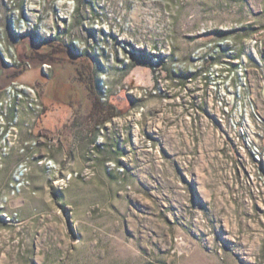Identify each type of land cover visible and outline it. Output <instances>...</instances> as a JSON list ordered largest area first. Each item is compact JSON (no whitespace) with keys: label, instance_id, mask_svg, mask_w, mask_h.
Segmentation results:
<instances>
[{"label":"rangeland","instance_id":"obj_1","mask_svg":"<svg viewBox=\"0 0 264 264\" xmlns=\"http://www.w3.org/2000/svg\"><path fill=\"white\" fill-rule=\"evenodd\" d=\"M34 1L20 17L51 34L16 44L19 69L0 63V91L16 80L41 103L20 107L0 167V264H264V0ZM10 9L0 0L2 25ZM47 43L66 52L40 59ZM83 49L117 113L95 134L79 126Z\"/></svg>","mask_w":264,"mask_h":264},{"label":"built area","instance_id":"obj_2","mask_svg":"<svg viewBox=\"0 0 264 264\" xmlns=\"http://www.w3.org/2000/svg\"><path fill=\"white\" fill-rule=\"evenodd\" d=\"M4 2H7L9 7H12L10 9V12L12 11L11 15H7L8 19H11L10 22H7L6 24L2 25V14L0 12V63L6 68V69H19L21 66H24L25 63L20 58L18 59L16 50H14L17 43H20L22 40H25L27 38H36L34 40L41 41L44 39V36H49L50 33V27L48 28L47 20L42 21L41 23H38L37 20H35L32 12L30 13L28 10L22 9L23 17H20L19 12V5L18 0H3ZM40 0H36L32 2L31 4L34 7H39L38 3ZM62 2V1H61ZM68 4L74 3V0H67ZM29 3V0H24V4ZM30 6L32 7V5ZM61 3H58L56 6L59 8ZM81 6H83L82 0H78L77 8L79 9ZM28 6H26L27 9ZM76 8V10H78ZM83 9V8H81ZM76 12V11H75ZM39 15V13L37 14ZM19 25H18V24ZM35 23H38L41 25V27H38L35 29ZM45 23V24H43ZM44 25V26H43ZM35 33H34V32ZM45 32V33H43ZM53 32V31H52ZM62 32L58 36H54V39L58 38L60 41L63 42V44L67 45V43L63 40L61 35ZM28 34H34L28 35ZM65 34V33H62ZM28 36V37H27ZM66 34L64 35V37ZM24 37V38H23ZM56 37V38H55ZM53 38V37H52ZM66 40V39H65ZM30 42L33 43L31 40ZM77 42V40H72V44ZM82 54L91 55V52L89 50L83 49ZM27 65V64H26ZM163 65V64H162ZM44 70H47L46 68L51 67L50 64L43 63ZM39 97L37 95V91L35 90V87H31L29 85L20 83L16 80H11L10 83H8L5 87H3V90L0 91V167L3 166V162L5 158L9 156L8 153H10V150L15 147L17 144V137H18V130L15 128L19 126L18 124V111L20 110V107H24L27 111V114L33 113L38 114L41 110V103H39ZM36 118V117H33ZM32 118V119H33ZM26 123V121H25ZM243 139V142L248 147V151L252 153V156L254 158H260V155L262 153L260 152V149L254 144L250 143L246 137H244V133H239V136ZM35 142L31 140L23 141V143H19L20 148L19 151L22 152V154H25V150L28 147H31V145H34ZM30 152V151H29ZM33 153L28 152L25 154L26 157L20 159L17 163V169H16V179H26V175L29 171V163L30 160L33 158ZM48 162L50 164H53L52 159H48ZM13 184H11L12 186ZM12 186V190L10 191L12 193L15 192ZM6 198V196H5ZM4 215L7 217V220H10L14 217H16V212L12 213V215H7L4 213Z\"/></svg>","mask_w":264,"mask_h":264},{"label":"trees","instance_id":"obj_3","mask_svg":"<svg viewBox=\"0 0 264 264\" xmlns=\"http://www.w3.org/2000/svg\"><path fill=\"white\" fill-rule=\"evenodd\" d=\"M64 52H66L65 45L55 44L54 46H52V48L49 50L47 54L40 55L39 53V58L47 59V60H51L55 62L56 58L54 56H56V54H61ZM81 58L83 59V62L76 64L78 67H75L76 74H77L76 78L81 84H83L87 88L88 92H91L92 95L96 96V99L93 105H95V108L100 113V118L96 121V124L99 125L109 120L110 118L116 116L117 115L116 109L111 104L101 102L98 99L99 93L96 91L97 87L95 86L96 81H97L96 69H94L92 65H89L90 61L88 57L86 56V54H83ZM41 116H40V121L42 119Z\"/></svg>","mask_w":264,"mask_h":264},{"label":"crops","instance_id":"obj_4","mask_svg":"<svg viewBox=\"0 0 264 264\" xmlns=\"http://www.w3.org/2000/svg\"><path fill=\"white\" fill-rule=\"evenodd\" d=\"M26 53L28 54V55H33V54H35V53H38V51H39V49H40V47L39 46H37V45H34V44H26ZM52 46H54L53 45V43H47V45L44 47L45 48V50H49V49H51L52 48ZM68 50V49H67ZM72 64L71 65H74L75 64V61L73 62H71ZM75 67H78L77 65H75ZM75 67H74V71H75V73H76V70H75ZM76 77H77V74H76ZM75 77V78H76ZM82 85V84H81ZM83 87H84V89L86 90L85 92H86V95H87V97L90 99V102H91V104H90V106H91V108H90V111H89V113H88V115H87V117H86V121H82V122H80V124H79V126L81 125V126H84V131H86V132H88V133H90V134H95V132L94 131H96L95 130V124H96V120H98L99 118H100V113L97 111V109L95 108V105H93L94 104V101H93V99H96V96L95 95H92L91 94V92H88V90H87V88L83 85ZM93 101V102H92ZM93 103V104H92ZM80 114V112H74V115H75V119L77 118L78 119V121L81 119H79L78 118V115ZM82 120V119H81ZM80 120V121H81ZM80 126V127H81Z\"/></svg>","mask_w":264,"mask_h":264},{"label":"water","instance_id":"obj_5","mask_svg":"<svg viewBox=\"0 0 264 264\" xmlns=\"http://www.w3.org/2000/svg\"><path fill=\"white\" fill-rule=\"evenodd\" d=\"M2 72V69L0 68V73Z\"/></svg>","mask_w":264,"mask_h":264}]
</instances>
